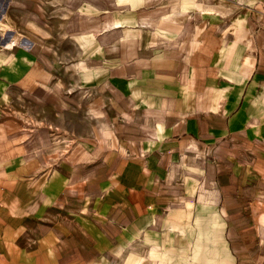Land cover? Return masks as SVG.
<instances>
[{
	"label": "crops",
	"instance_id": "0c3cea01",
	"mask_svg": "<svg viewBox=\"0 0 264 264\" xmlns=\"http://www.w3.org/2000/svg\"><path fill=\"white\" fill-rule=\"evenodd\" d=\"M218 3L174 30L107 26L67 125L27 111L74 90L0 46V264H264L246 153L264 145V0ZM17 89L34 111H7Z\"/></svg>",
	"mask_w": 264,
	"mask_h": 264
},
{
	"label": "rangeland",
	"instance_id": "374dc122",
	"mask_svg": "<svg viewBox=\"0 0 264 264\" xmlns=\"http://www.w3.org/2000/svg\"><path fill=\"white\" fill-rule=\"evenodd\" d=\"M187 1L189 10H194L192 0ZM216 1L219 0H202L206 8H210ZM174 4L179 7V0H0V25L4 27L0 30V46L10 42L8 46L11 49L10 39L14 38L18 46L31 47L45 63L56 69V74L63 80L55 95L62 98L69 89L74 90L68 103L54 102L53 106L52 103L46 102L48 104L44 106V111L43 106L38 104L41 113L37 114L34 111L36 98L31 95L26 98L24 93L17 89L7 106V111L25 113V103L29 104L34 111L33 114L27 111L31 121L36 125L50 124L54 127L51 119L57 117L55 111H62L61 118L67 125L68 117L76 113L74 110L80 103L79 96L74 98L76 102L72 101V97L78 93L73 87V78L75 75L78 77L76 67L81 58L92 52L95 43L99 41L100 33L109 29L106 27L107 22L113 19L119 27H130L139 26L142 18H157L159 21L156 26L174 30L185 26L187 20L196 17L197 12L167 16L171 14ZM218 11L220 9L215 12ZM183 14L186 17L183 18ZM58 97L56 99H59ZM67 108L70 111H67ZM37 115L39 116L36 119ZM71 120H75L74 116ZM78 123L80 120L76 116V124ZM246 153L249 155L247 160L251 169L261 173V177H256L252 185L264 192V145L247 148ZM261 196L258 194V202H264ZM260 212V218H263L264 209Z\"/></svg>",
	"mask_w": 264,
	"mask_h": 264
},
{
	"label": "bare ground",
	"instance_id": "6f19581e",
	"mask_svg": "<svg viewBox=\"0 0 264 264\" xmlns=\"http://www.w3.org/2000/svg\"><path fill=\"white\" fill-rule=\"evenodd\" d=\"M187 3H188V1L186 2V0H179V7L174 4V7H173L171 14H167V16H172L173 14H179V13L180 14L181 13H192V12H197V11H199V12L205 11L204 13H206V11L211 12V11H217L218 9H220V5H219L218 1H216V3L214 5L210 4L211 5L210 8H206L204 6V2H202V0H192L193 5L195 6L194 10H189ZM158 21H159V19L155 18L154 20L153 19L152 20H146V21L142 20L140 22L143 24H156ZM116 23L117 22L112 19V20H109L107 22V24H108L107 26H112ZM3 28L4 27L0 25V30H3ZM10 41L12 43V47H11V49H12L17 45V43H16V40L14 38H11ZM9 43L10 42H8L7 44H4V48L9 49L10 48L8 46Z\"/></svg>",
	"mask_w": 264,
	"mask_h": 264
}]
</instances>
